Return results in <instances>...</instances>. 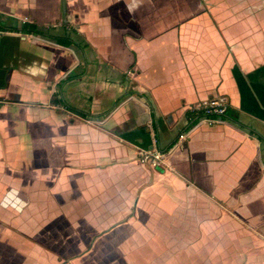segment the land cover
Returning <instances> with one entry per match:
<instances>
[{
  "label": "crops",
  "instance_id": "crops-1",
  "mask_svg": "<svg viewBox=\"0 0 264 264\" xmlns=\"http://www.w3.org/2000/svg\"><path fill=\"white\" fill-rule=\"evenodd\" d=\"M61 2L0 0V264H264V0Z\"/></svg>",
  "mask_w": 264,
  "mask_h": 264
},
{
  "label": "built area",
  "instance_id": "built-area-1",
  "mask_svg": "<svg viewBox=\"0 0 264 264\" xmlns=\"http://www.w3.org/2000/svg\"><path fill=\"white\" fill-rule=\"evenodd\" d=\"M193 111L199 114L197 121L199 120L207 122L208 125H213L215 123H219L221 118L225 116L227 112V102L218 98L207 99L198 103ZM185 139V134L179 136V141ZM162 158L163 154L156 150H153L150 154V159L146 158V160L151 164V166L157 167L161 164Z\"/></svg>",
  "mask_w": 264,
  "mask_h": 264
},
{
  "label": "trees",
  "instance_id": "trees-1",
  "mask_svg": "<svg viewBox=\"0 0 264 264\" xmlns=\"http://www.w3.org/2000/svg\"><path fill=\"white\" fill-rule=\"evenodd\" d=\"M16 31H9V32H16ZM20 32H22L23 34H31L35 36L43 35L42 32L36 26L30 25V24L23 25L20 29ZM62 43L64 46H69L72 42L68 40V42H65V43L62 42Z\"/></svg>",
  "mask_w": 264,
  "mask_h": 264
},
{
  "label": "water",
  "instance_id": "water-1",
  "mask_svg": "<svg viewBox=\"0 0 264 264\" xmlns=\"http://www.w3.org/2000/svg\"><path fill=\"white\" fill-rule=\"evenodd\" d=\"M61 6H62V9H63V11H64V9H65V3H64V0H62V2H61Z\"/></svg>",
  "mask_w": 264,
  "mask_h": 264
}]
</instances>
